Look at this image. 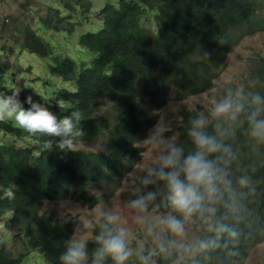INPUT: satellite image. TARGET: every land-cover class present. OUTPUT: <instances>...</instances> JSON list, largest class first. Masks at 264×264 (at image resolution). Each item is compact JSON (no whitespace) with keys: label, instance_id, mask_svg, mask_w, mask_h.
<instances>
[{"label":"trees","instance_id":"1","mask_svg":"<svg viewBox=\"0 0 264 264\" xmlns=\"http://www.w3.org/2000/svg\"><path fill=\"white\" fill-rule=\"evenodd\" d=\"M50 5L59 12L50 8L39 18V25L57 32H73L82 23L79 19L90 21L93 0H52ZM263 9L264 0H119L117 7L106 3L98 13L101 29L87 31L79 38V43L96 56L91 66L82 65L78 74L73 58L55 55L36 29L21 23L15 45L9 47L10 55L22 49L52 57L51 74L76 83L74 90L59 88L40 104L61 118L79 111L81 120L76 130L81 135L72 137L74 144L101 140L104 146L98 151L61 150L57 146L59 137H34L12 120L0 121V133L18 139L28 137L36 143L23 146L0 141V228L11 235L9 244L3 240L0 245V264H22L31 252L39 254L41 264H63L61 256L77 221L41 213L45 201L73 196L93 207L108 200L141 160L145 147L139 143L158 122V111L169 102L171 93L175 91L185 98L212 89L217 70L224 68L223 62L234 48L246 36L264 32ZM76 11L80 18L74 21ZM148 11L158 12L160 21L154 32L143 24ZM11 70L10 59H0V78ZM253 72V88L246 97L241 96L244 111L239 118L213 119L205 129L217 135L219 127L225 133L223 142L231 147L234 159L228 168L231 186L216 205L209 227L195 239L191 264L242 263L256 245L264 242V142L251 137L248 121L253 110L264 108V104L253 103L257 94L264 98V56ZM18 73L22 76L25 72L19 69ZM0 90L5 93L8 88ZM59 99L65 101L64 110L57 106ZM106 103L108 107L100 108ZM180 117L176 144L187 153L194 148L188 130L199 114L184 109ZM258 118L264 119V111ZM49 139L52 146L45 149L43 141ZM142 186L149 190H142ZM140 188L133 193L137 199L149 191L157 194L147 202V211H172L163 182H140ZM101 222L102 218L95 234ZM200 242H207L208 247L200 248ZM95 247L94 240L87 241L89 261ZM149 250L141 252L147 257ZM176 259L175 252L158 254L151 256L147 264H170ZM127 264L144 261L135 254Z\"/></svg>","mask_w":264,"mask_h":264},{"label":"rangeland","instance_id":"2","mask_svg":"<svg viewBox=\"0 0 264 264\" xmlns=\"http://www.w3.org/2000/svg\"><path fill=\"white\" fill-rule=\"evenodd\" d=\"M52 0H2L0 1V49H4L0 53V59H10L12 70L9 73L2 74L0 78V87L8 88L4 94L12 95V91H19V99L23 106L27 109L30 107L25 101L28 96H32L35 102H44L48 97L62 87H68L71 90L75 89L76 83L65 82L60 77L51 74L50 67L54 61L52 57H41L27 50L15 49L10 55L9 47L15 45L16 36L18 37L17 28L21 23H29L41 35L47 43L54 49V54L59 56H70L77 62V74L81 70V66H91L96 54L89 49L83 47L79 43L81 34L92 31L97 32L102 27V19L99 16V11L106 3H111L118 6L119 0H93V9L89 15V20L79 19L80 12L74 13V21L78 19L82 21L77 24L73 32L65 30L54 31L41 27L39 18L46 15L50 8L59 12L58 8L51 6ZM55 2V1H54ZM50 3V4H49ZM54 4H57L55 2ZM58 7V6H57ZM264 12V9H263ZM63 14H65L62 11ZM157 11H148L143 18L144 26L151 32L156 31L160 19L157 16ZM5 46L6 48H1ZM264 56V32H258L254 35L246 36L240 44L228 55L223 62V69L217 70L218 75L214 79V87L202 94L180 98L175 91L170 95L169 102L158 111L160 114L158 122L148 131L146 138L152 134L156 126L159 125L163 130V135L171 138L175 143L178 141V131L176 128L181 120L180 112L184 109L197 110L199 116L201 114L209 117L212 121L210 113L213 106L229 94H237L241 92L242 97H246L253 88V70L256 68L259 59ZM31 66V70H27ZM23 70L21 76L18 71ZM107 71H110L108 69ZM0 93H3L0 90ZM10 93V94H7ZM109 104L100 106L103 109ZM11 121L10 119H6ZM13 121V120H12ZM14 122V121H13ZM142 140L139 145L145 147V152L141 160L137 163L134 169L124 178L118 189L112 196L102 202L96 203L93 207H89L82 201L76 200L71 196L64 200H48L45 201L41 213L52 216L54 219L62 217H73L77 221L75 233L71 237L82 238L87 241H93L95 238V229L102 218V213L107 210L118 212L121 217V225L127 227L131 234L130 247L134 250V255L137 250L145 251L154 247L152 237L148 235L147 225H141L134 222L133 217L135 210L130 207V203L137 198L133 193L139 192L140 182L146 175V170L149 166L155 164L158 150L152 145L145 143ZM0 141L15 142L17 145L31 146L36 144L30 138L22 139L14 138L13 135L0 133ZM75 149L86 150H101L104 146L103 141L98 142H78L75 143ZM142 190L148 191L149 188L142 186ZM98 193L97 190L93 191ZM162 213L157 208L144 212L147 220L155 217L167 215ZM210 224L205 223L200 219H195L193 222L186 225L187 240L193 246L195 239L199 237ZM0 245L4 241L9 244L11 235L3 228H0ZM12 247V243L9 245ZM37 252H31L27 259L22 264H41ZM133 255V256H134ZM132 256V257H133ZM131 258V257H130ZM177 259L170 263L176 264ZM86 264H91L87 260ZM182 264H191V255L184 257ZM238 264H264V242L256 245L247 259Z\"/></svg>","mask_w":264,"mask_h":264},{"label":"clouds","instance_id":"3","mask_svg":"<svg viewBox=\"0 0 264 264\" xmlns=\"http://www.w3.org/2000/svg\"><path fill=\"white\" fill-rule=\"evenodd\" d=\"M19 93H0V121L13 120L19 128L34 137H59V149L75 150L72 137L81 135L76 130L81 113L73 111L71 115L58 117L44 105L35 102L32 96H28L25 101L30 105L26 109L19 99ZM241 96V92H237L235 97L229 94L218 101L211 110V118L217 121L237 120L244 111ZM253 103L264 104V98L257 94L253 96ZM57 106L64 110L65 101L57 100ZM262 111L264 108L257 107L248 116L250 135L259 142H264V119L258 118ZM209 122V117L203 114L191 121L188 136L194 148L187 153L174 140L165 137L159 125L145 140L146 144L158 150V156L155 164L147 168L143 183L152 185L158 181L163 182L165 199L172 211L147 220L143 214L147 210V202L156 198L157 194L153 191L131 201L130 207L135 210L134 222L147 225L146 231L154 244L147 257L139 250L135 252L144 264H147L151 256L172 252L177 256L176 264H182L184 257L193 251V245L187 240L186 225L193 222L194 218L211 224L216 215V205L222 201L224 192L231 186L228 168L234 155L231 147L224 144L225 133L219 127L217 135L205 130ZM52 143L50 139L45 140L43 147L49 149ZM99 229L94 238L97 247L92 252L91 264H105L109 259L112 264H127L134 255V250L130 247V231L121 225L119 213L104 211ZM199 247L207 248L208 243L200 242ZM61 260L63 264H86V240H70Z\"/></svg>","mask_w":264,"mask_h":264},{"label":"bare ground","instance_id":"4","mask_svg":"<svg viewBox=\"0 0 264 264\" xmlns=\"http://www.w3.org/2000/svg\"><path fill=\"white\" fill-rule=\"evenodd\" d=\"M195 254V253H194Z\"/></svg>","mask_w":264,"mask_h":264}]
</instances>
